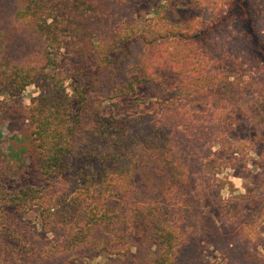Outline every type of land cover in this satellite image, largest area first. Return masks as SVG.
Masks as SVG:
<instances>
[{
    "label": "trees",
    "instance_id": "trees-1",
    "mask_svg": "<svg viewBox=\"0 0 264 264\" xmlns=\"http://www.w3.org/2000/svg\"><path fill=\"white\" fill-rule=\"evenodd\" d=\"M140 1L0 0V109L1 96L39 89L25 120L41 185L14 190L0 180V264L127 256L141 224L162 248L151 264H217L209 251L224 264H264V188L223 201L219 222L200 194L214 147L224 157L240 151L226 135L232 117L253 107L264 113V78L239 88L204 63L192 74L200 42L164 16L138 18ZM199 1L206 62L228 49L240 57L236 44L215 34L233 0ZM176 64L180 81L147 113L108 112L138 85L161 83ZM87 160L109 170L82 168ZM143 166L158 170L171 205L132 197Z\"/></svg>",
    "mask_w": 264,
    "mask_h": 264
},
{
    "label": "rangeland",
    "instance_id": "rangeland-1",
    "mask_svg": "<svg viewBox=\"0 0 264 264\" xmlns=\"http://www.w3.org/2000/svg\"><path fill=\"white\" fill-rule=\"evenodd\" d=\"M221 12V24L215 34H221L225 40L236 44L240 57H236V52L228 49L222 57L216 53L211 64L205 60L207 51L202 43L204 36L196 33V21L203 16L199 0H141L136 14L140 19L164 16L169 25L185 34L187 39L196 38L200 42V56L195 58L196 63L191 66L192 74L203 73L199 68L204 63L219 78L231 80L235 87L241 88L251 77L264 78V0H233ZM178 70L180 67L176 64L173 72L162 73V81L157 85H138L131 98L119 101L108 112L112 111L117 115L147 113L156 98L163 96L164 91L180 81ZM38 95L39 89L29 86L18 96H1L3 109H0V180H8L9 187L14 190L26 185L37 188L41 186L31 165L34 146L29 138L30 121L25 120L33 99ZM236 114L230 120L231 130L226 135L233 143L239 144L240 151L232 158L224 157L220 146H215V156L206 166V174L211 181L200 187L205 211L218 222L221 220L223 201L245 195L251 188H264V113L259 107H253ZM80 166L91 167L99 173L109 170L108 164L96 160H87ZM133 182L134 186L131 184V188L134 191L131 194L135 200L156 198L171 205L167 197L166 182L155 167L140 168ZM117 192L115 190L113 199L118 201L121 196ZM67 205H64V209ZM28 216L35 218L34 214ZM261 231H264V225ZM153 232L146 224L138 226L136 237L132 241V251L127 256L103 253L71 264H151L162 250ZM208 256L212 262L224 264L220 255L214 251H209Z\"/></svg>",
    "mask_w": 264,
    "mask_h": 264
}]
</instances>
